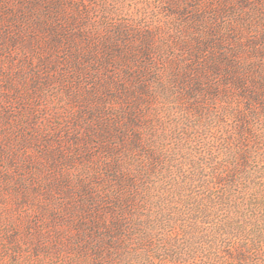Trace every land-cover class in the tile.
I'll use <instances>...</instances> for the list:
<instances>
[{
    "label": "rangeland",
    "instance_id": "374dc122",
    "mask_svg": "<svg viewBox=\"0 0 264 264\" xmlns=\"http://www.w3.org/2000/svg\"><path fill=\"white\" fill-rule=\"evenodd\" d=\"M249 77L264 0H0V264H264V116L233 85ZM110 149L129 173L156 158L139 224L101 259L65 192L105 186ZM240 152L208 191L209 153L220 175Z\"/></svg>",
    "mask_w": 264,
    "mask_h": 264
},
{
    "label": "trees",
    "instance_id": "16d2710c",
    "mask_svg": "<svg viewBox=\"0 0 264 264\" xmlns=\"http://www.w3.org/2000/svg\"><path fill=\"white\" fill-rule=\"evenodd\" d=\"M249 79V87L239 83L240 81H233V85H238L239 91H242L241 96L249 104L247 115L262 114L264 116V77H249ZM196 86L191 93H188V96L200 91V89L198 90V84ZM135 109L136 105L127 115L128 125L133 126L136 123ZM193 109L196 112L199 109L200 112L201 107L195 106ZM240 119L242 125L239 127L241 130L239 133L241 136L243 132L248 134V131L246 116L242 115ZM114 128L109 125L108 129L115 131ZM139 144L140 139L134 134L128 143V154L136 153ZM111 152L114 151L110 149ZM155 156V154L146 155L145 153L141 160L137 162L134 171L129 173V171L122 170L123 165L118 158V154L113 153L111 165L108 166L110 173L106 175L105 186L90 185L88 181H82L76 187L66 190L67 197L73 200V204L69 205L66 211L69 217L76 219L73 225L75 230L79 232V240H82V236H90L93 243L91 247L90 245H87V247L94 251L97 258L107 257L108 250L114 249L116 244L120 246L119 240L127 231L128 222L134 221L139 224L141 211L143 210L142 205L145 200V190H143L141 182L144 178L150 176L145 161L156 158ZM236 156L233 157L235 160L234 166L229 170H226L227 167L225 166L224 173L218 175L216 173L218 168H215V166H223V164L214 162L215 155L209 153L211 164L214 163L210 172L203 175V169H200L198 173V176L202 175L205 178V187L208 191L210 184L221 187L226 181L223 179L225 176L227 177L229 173H233L236 169H241L246 164L249 153L240 152Z\"/></svg>",
    "mask_w": 264,
    "mask_h": 264
}]
</instances>
